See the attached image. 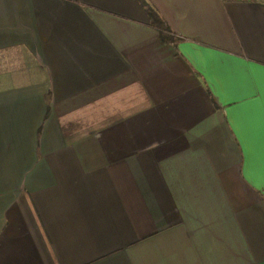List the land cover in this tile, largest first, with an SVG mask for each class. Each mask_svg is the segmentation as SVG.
<instances>
[{"label": "crops", "instance_id": "crops-1", "mask_svg": "<svg viewBox=\"0 0 264 264\" xmlns=\"http://www.w3.org/2000/svg\"><path fill=\"white\" fill-rule=\"evenodd\" d=\"M0 264H264V0H0Z\"/></svg>", "mask_w": 264, "mask_h": 264}, {"label": "trees", "instance_id": "trees-1", "mask_svg": "<svg viewBox=\"0 0 264 264\" xmlns=\"http://www.w3.org/2000/svg\"><path fill=\"white\" fill-rule=\"evenodd\" d=\"M143 4L145 5L146 2L143 1ZM148 11H149V14H150V17L152 19L154 26H156L158 29H160L163 38L167 41H171V42L175 41L174 37H172V35L170 34L171 33L170 28L167 25V23L165 22V20L163 18H161L158 15V13L155 10H153L152 8H150L149 6H148Z\"/></svg>", "mask_w": 264, "mask_h": 264}]
</instances>
